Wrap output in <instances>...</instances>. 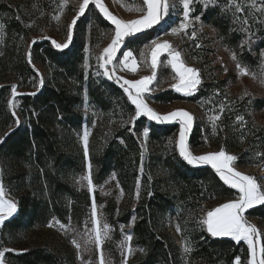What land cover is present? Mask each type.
Here are the masks:
<instances>
[{
	"label": "trees",
	"instance_id": "trees-1",
	"mask_svg": "<svg viewBox=\"0 0 264 264\" xmlns=\"http://www.w3.org/2000/svg\"><path fill=\"white\" fill-rule=\"evenodd\" d=\"M33 4L34 0H0V23L5 26L0 31L1 179L18 209L0 228V249L13 250L5 259L10 264H85L71 242L92 223L94 200L100 223L110 228L103 250L112 261L124 260L120 243L131 235L127 264H234L237 256L248 264L244 241L214 237L201 223L209 205L236 198L239 191L211 165L192 166L181 158L179 123H158L146 116L123 123L135 115V106L121 82L97 74L94 58V51L113 38L115 26L90 4L73 29L70 46L57 50L37 13L29 10ZM241 8L238 12L212 4L194 12L217 31L236 63L259 75L264 32L254 29L256 12ZM70 22L64 18L61 26L50 30L66 40ZM155 34L153 26L126 37L125 48L139 56L140 46ZM29 51L43 76L42 87L27 62ZM9 77L17 80L21 91L15 111L9 104L15 85ZM201 77L198 91L189 97L163 89L149 98L160 105L188 100L199 106L189 134L191 147L223 148L237 157L236 166H264V93L234 91L232 70L201 69ZM89 162L91 190L83 179L89 175ZM247 214L264 225V204ZM50 225L61 233L44 232ZM180 242H187L191 251L185 253Z\"/></svg>",
	"mask_w": 264,
	"mask_h": 264
},
{
	"label": "snow or ice",
	"instance_id": "snow-or-ice-1",
	"mask_svg": "<svg viewBox=\"0 0 264 264\" xmlns=\"http://www.w3.org/2000/svg\"><path fill=\"white\" fill-rule=\"evenodd\" d=\"M143 3L145 7L138 10L144 12V15L135 20L124 21L122 19H118L110 12L103 3V0H82V3L79 4L76 16L67 25V35L65 42L58 43L56 40H52L51 43L57 50L67 49L72 42L73 29L77 21L81 16L85 15L89 5L94 4L103 17L115 26L114 36L111 40V43L105 47L102 54L97 57L98 66L99 68L103 69L104 76L108 77L109 79L115 78L117 83L123 81L121 86L123 87L124 92L127 93L128 99L135 106V115L131 117L129 121H124L123 123H134V121L141 116H146L149 120L156 121L158 123L179 121L180 130L177 147L181 158L187 164L192 166L210 164L226 184L239 190V196L237 199L231 200L214 208L213 210L207 211L206 217L202 219L201 223L206 226L207 231L214 237L230 236L236 241H247L250 253L248 264H264V246L261 247L259 258H257V251L254 243V236L259 234V230L254 225L250 224L243 215L246 209H250L257 204H264V185L259 184L255 177L236 171L235 168L232 167V163L237 159V157L228 154L223 148L217 152H210L199 156L194 155L187 142L188 134L191 132L193 127V115L184 109H176L166 114H160L150 107L143 98L144 94L150 91L149 86L156 79V68L162 53H166L168 57H170L168 63H170L172 68L175 69L178 79L177 82L172 85V87L178 93H181L185 96H190L198 91V86L201 84L199 69L187 66L181 59V53L175 50L169 41L165 40L163 42H159L158 38L151 41V75L143 76L139 80H128L122 76H117L114 67L110 68L114 61H118V63L122 65L123 68L135 73L137 71L138 65L132 50H124L122 52V57L117 56V54L121 51V48L125 46V38L132 37L135 34L141 33L145 29L152 28L154 25L158 24L165 15L168 14L170 8H175L177 6L176 3L172 2V0H143ZM179 3L182 5L183 9V20L178 27L172 28L171 31L173 34L188 29L190 13L193 10L191 5L194 3V0H179ZM253 7H255L254 4ZM236 8L238 12L243 10L238 4L236 5ZM261 11H264V6H262ZM196 19L199 20L200 17H196ZM4 27L5 26L0 23V31H2ZM195 36L196 33L192 32V37L195 38ZM32 43H35V40ZM29 47H31V45H29ZM145 47H148V45ZM197 47H199V45H197ZM141 55L143 56L144 53L141 52ZM233 59H235V54H233ZM27 62L33 67L36 75L39 77L38 86L42 87L44 84L43 76L39 73L38 69H35V65L32 64V56L30 51L27 54ZM85 66H88L87 60H85ZM237 67L239 68L240 65L237 64ZM11 88L12 96H17V86L12 85ZM32 95H35V93H32ZM9 104L13 108L15 107L13 101L10 100ZM221 111H223V105H221ZM12 115L15 117L14 111L12 112ZM212 119L213 128H215V121L218 120L219 117L216 116ZM243 119L244 118L242 116H237V120L243 122ZM16 123L19 125L18 118H16ZM131 130L132 129L130 128L129 131ZM148 132L149 130L145 128L144 135L147 136ZM9 134H6V136ZM88 136L89 133L85 131L83 135V143L86 157L88 155ZM2 142L3 141L0 140V143ZM88 169L89 175L83 179L87 180V185L91 190L93 182L91 179L90 162ZM141 171H143L142 163ZM136 197L137 199L139 198V192L136 193ZM17 211L18 209L16 203L12 200L5 199L3 183L0 181V225H2L6 219L12 217ZM91 217L94 228L87 236L85 243H94L97 247H99L102 245L104 238L108 235L109 226L104 224L103 229H101L100 221L97 219V210L94 200L91 208ZM61 227H63V225H61ZM121 228H123V226H121ZM177 230H180L179 226H177ZM131 239V235L125 236L124 243L130 242ZM72 243L77 247V249L80 248V244L76 239H73ZM9 251L13 250H0V264H4L5 254ZM128 251L131 253L130 247L128 248ZM184 251L185 253L191 251L190 247L187 246V242ZM124 260L125 264H127L126 256L124 257ZM100 264H105L102 255L100 258ZM234 264H242L241 258L239 256L235 257Z\"/></svg>",
	"mask_w": 264,
	"mask_h": 264
},
{
	"label": "rangeland",
	"instance_id": "rangeland-1",
	"mask_svg": "<svg viewBox=\"0 0 264 264\" xmlns=\"http://www.w3.org/2000/svg\"><path fill=\"white\" fill-rule=\"evenodd\" d=\"M18 1V0H17ZM21 1V0H20ZM173 3H176L175 8H170L167 15H165L161 21L154 25L156 27V34L154 39H159V42H163L165 40L169 41L172 47L181 53V59L183 62L189 66L199 69L200 71V79L201 77V69L205 71H214L216 68H223L224 70H232L236 73V82L230 84L231 88L238 92L243 91L245 93L248 92H258L264 93V54L262 57V73L259 75L250 72L248 69L242 67H237L235 59H233V55L229 53V51L221 44L220 40L218 39L217 31L204 22L201 18L199 20L196 17H200L196 15L195 8L198 9L199 6H207L212 4H219L224 8H231L236 10V5L240 6H249L252 12H256L257 22L255 23L254 29H258L261 32H264V11H261L262 6H264V0H194V3L191 5L192 12L190 13L189 18V27L188 29L178 32L176 34L172 33V28H176L179 26L181 21L183 20V9L182 5L179 3V0H172ZM45 3V5H43ZM82 3V0H62L60 4L57 3V0H34V4L28 6L29 10H34L37 13L36 18H38L41 23L47 28L46 34L50 36L51 41L56 40L58 43L65 42V38L62 37L58 33H54L50 30L58 28L61 26L64 18H70L71 20L76 16V13L79 8V4ZM103 3L106 5L108 10L116 16L118 19H122L124 21H131L138 18L140 13H144L138 9L143 8L144 3L143 1L139 0H103ZM70 4V8L67 10V6ZM253 4L255 7H253ZM43 5L42 8L40 6ZM58 17V18H57ZM192 32L196 33L195 38L192 37ZM253 33V32H252ZM137 35V34H135ZM254 35V33H253ZM252 35V36H253ZM112 40V39H111ZM108 40L107 42L101 44L95 51H94V58L97 64V74L103 75V69L99 68L97 57L100 56L103 52V49L107 47V45L111 42ZM151 40V41H152ZM151 41L146 43L145 45L140 46L139 48V56H137L134 51L133 55L137 61V71L135 73L131 72L128 69L123 68L122 65L118 63V61H114L111 67L115 68L116 75L122 76L128 80H139L143 76H148L152 74L151 64H150V48H151ZM148 45V47H145ZM199 45V47H197ZM124 50H131L126 49L125 46L121 48V51L117 54L118 57H122V52ZM141 52L144 55H141ZM170 57L166 53H162L158 65L156 68V79L153 83L149 86L150 91L144 94V99L148 103L150 107L156 110L160 114H166L170 111L176 109H184L190 112L193 117L195 118L196 115L200 113V108L197 104L188 101V100H180L168 105H160L152 102L149 98V94L151 92H156L163 89H175L172 87L173 84L177 82V74L175 69L172 68L171 64L168 63ZM168 70V71H167ZM106 77V76H105ZM10 81L13 84H17V80L13 77H9ZM123 84V81H120ZM1 86V84H0ZM199 87V86H198ZM17 93L21 91L17 88ZM196 93V92H195ZM181 94V93H179ZM184 97H189L181 94ZM191 96V95H190ZM11 101H13L15 107L11 108L15 111L17 108V100L16 96H11ZM179 121H171L165 123H173ZM179 130H180V123H179ZM190 134V133H189ZM189 134L187 138L188 146L194 155H202L210 152H217L219 151L213 147H200V148H193L189 143ZM179 138V133L177 136V142ZM229 154V153H228ZM232 155V154H231ZM210 165V164H206ZM232 167L235 168L236 171H239L245 175H251L257 179V182L261 185H264V166H236L232 163ZM0 181L1 179V163H0ZM3 183V182H2ZM5 191V199L12 200L16 203L14 196L10 195L4 186ZM238 198V197H236ZM233 198V199H236ZM233 199H227L223 201L215 202L208 206L207 210L205 211V215L207 211L213 210L214 208L224 204ZM17 205V204H16ZM259 205V204H257ZM254 205V206H257ZM251 209V208H250ZM246 209L244 212L245 219L252 225H254L258 230L259 234L254 237H264V225L261 223L260 219L247 214ZM97 219L98 214H97ZM100 221V220H99ZM2 225H0L1 228ZM101 229H103V225L100 223ZM94 228L93 220L92 223L86 227L83 231L79 232L77 236L74 238L80 244V248L77 249L76 246L72 245L80 252L81 254V262L85 264H100L101 255L103 256L105 264H125V260L120 262L112 261L108 259L104 254L103 244L105 240L110 235V228L108 231L107 237L104 238L102 245L97 247L94 243H85L87 240V236L92 232ZM46 233L55 232L60 234L61 232L56 228L55 225L49 226L45 229ZM125 237L123 238L122 242L120 243L121 251L124 253V257L126 256L128 259L129 251L128 248L130 247V242L124 243ZM123 244V246H122ZM181 248L184 251L185 243L180 242ZM187 246H189L187 244ZM131 248V247H130ZM2 250V249H0ZM84 260L82 261V258ZM4 264H10L4 257Z\"/></svg>",
	"mask_w": 264,
	"mask_h": 264
},
{
	"label": "crops",
	"instance_id": "crops-1",
	"mask_svg": "<svg viewBox=\"0 0 264 264\" xmlns=\"http://www.w3.org/2000/svg\"><path fill=\"white\" fill-rule=\"evenodd\" d=\"M142 15H144V13H140L138 18H140ZM136 18V19H138ZM238 190V189H237ZM239 191V190H238ZM237 199V198H236ZM234 200V199H233ZM231 201V200H230ZM229 202V201H228ZM226 203V202H225ZM254 207V206H253ZM222 237V236H221ZM227 237H230V236H227ZM232 238V237H231ZM244 241V240H242ZM246 244H247V241H244ZM254 243H255V246H256V251H257V258H259V253H260V249L261 247L263 246V239L262 237H254ZM248 245V244H247Z\"/></svg>",
	"mask_w": 264,
	"mask_h": 264
}]
</instances>
